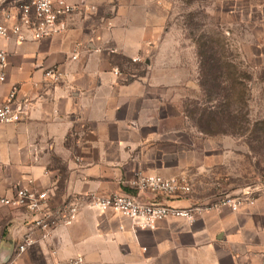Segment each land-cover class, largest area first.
Segmentation results:
<instances>
[{
	"label": "crops",
	"instance_id": "1",
	"mask_svg": "<svg viewBox=\"0 0 264 264\" xmlns=\"http://www.w3.org/2000/svg\"><path fill=\"white\" fill-rule=\"evenodd\" d=\"M67 1L84 6L67 16L62 34L3 42L9 57L0 103L18 84L27 113L20 122H0V195L29 185L49 189L56 204L69 196L131 192L139 171L168 178L191 168L204 180L220 175L217 152L192 158L179 135L168 136L180 131L165 126L181 112L176 107L168 114L165 104L174 101L169 91L181 79L173 72L155 75L163 69L164 24L153 23L151 1ZM92 5L95 10L87 9ZM118 57L143 59L147 71L126 72ZM52 67L60 71L57 81L45 76ZM189 180L192 191L180 197H144L195 206L193 221L168 217L154 228H137L117 211L85 205L72 224L45 238L35 234L37 242L16 259L24 216L0 207V255L5 264L75 256H83V264H264V194L232 210L216 204L220 194L238 191L223 186L219 196L204 194Z\"/></svg>",
	"mask_w": 264,
	"mask_h": 264
},
{
	"label": "rangeland",
	"instance_id": "2",
	"mask_svg": "<svg viewBox=\"0 0 264 264\" xmlns=\"http://www.w3.org/2000/svg\"><path fill=\"white\" fill-rule=\"evenodd\" d=\"M150 1L153 23L164 24L163 69L155 75L173 72L181 79L169 91L174 101L165 104L168 114L181 111L165 126L180 131L168 136L179 135L192 158L217 152L214 170L220 175L204 180L191 168L186 175L202 193L215 196L223 186L236 192L264 188V0ZM211 48L222 57L224 72L216 80L219 88L204 89L200 53ZM117 61L126 72L147 71L143 59Z\"/></svg>",
	"mask_w": 264,
	"mask_h": 264
},
{
	"label": "built area",
	"instance_id": "3",
	"mask_svg": "<svg viewBox=\"0 0 264 264\" xmlns=\"http://www.w3.org/2000/svg\"><path fill=\"white\" fill-rule=\"evenodd\" d=\"M84 2L74 4L67 0H4L0 2V82L7 78L9 52L4 40L14 38L18 42L29 37L40 40L62 34L67 30L66 18L81 9ZM95 10V6H89ZM72 58H76L73 55ZM136 60V59H135ZM118 73V71H115ZM58 67L46 71L45 76L59 80ZM20 87L13 84L0 103V122L17 123L27 113V104L18 99ZM131 192L112 193L109 195L88 194L69 196L59 203H54V195L49 189L39 190L29 185H19L10 195H0V207H7L21 212L26 224V232L17 243L18 254L26 252L37 242L35 234L45 238L55 228L72 224L83 206L97 207L102 210L112 209L129 218L137 228H154L158 221L168 218L195 219L197 207H176L161 203L156 196L180 197L192 191V184L186 175L163 177L158 174L139 171L131 181ZM149 194L154 198H141ZM264 188H246L238 193H223L218 198L217 206H229L238 210L242 205H253ZM83 256L68 259L54 258L49 264H83Z\"/></svg>",
	"mask_w": 264,
	"mask_h": 264
},
{
	"label": "trees",
	"instance_id": "4",
	"mask_svg": "<svg viewBox=\"0 0 264 264\" xmlns=\"http://www.w3.org/2000/svg\"><path fill=\"white\" fill-rule=\"evenodd\" d=\"M205 47V45H203ZM201 55V72L200 79L203 81L200 83L204 89L206 87L215 86L220 87V82L216 80L223 74L224 61L222 57L217 53V50L211 48L209 53H200ZM223 89V88H222Z\"/></svg>",
	"mask_w": 264,
	"mask_h": 264
},
{
	"label": "water",
	"instance_id": "5",
	"mask_svg": "<svg viewBox=\"0 0 264 264\" xmlns=\"http://www.w3.org/2000/svg\"><path fill=\"white\" fill-rule=\"evenodd\" d=\"M140 197L145 198L144 194H141ZM145 200H146V198H145ZM5 263H6V259L0 255V264H5Z\"/></svg>",
	"mask_w": 264,
	"mask_h": 264
}]
</instances>
